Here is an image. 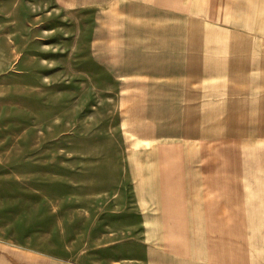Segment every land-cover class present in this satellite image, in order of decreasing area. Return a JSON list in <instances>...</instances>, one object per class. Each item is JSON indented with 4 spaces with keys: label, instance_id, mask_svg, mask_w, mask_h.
I'll return each mask as SVG.
<instances>
[{
    "label": "rangeland",
    "instance_id": "obj_1",
    "mask_svg": "<svg viewBox=\"0 0 264 264\" xmlns=\"http://www.w3.org/2000/svg\"><path fill=\"white\" fill-rule=\"evenodd\" d=\"M82 25L52 0H0V256L10 263L33 262L24 254L57 264L192 263V254L162 251L170 235L171 245L180 238L196 249L194 218L174 216L170 233L164 198L177 162L189 178L196 172V120L158 128L146 140L134 103L120 99L116 80L89 61ZM160 147L184 159L153 160ZM255 147L248 218L262 224L264 151Z\"/></svg>",
    "mask_w": 264,
    "mask_h": 264
},
{
    "label": "crops",
    "instance_id": "obj_2",
    "mask_svg": "<svg viewBox=\"0 0 264 264\" xmlns=\"http://www.w3.org/2000/svg\"><path fill=\"white\" fill-rule=\"evenodd\" d=\"M52 2L80 15L89 61L116 80L120 99L134 103L146 140L158 128L196 120V172L189 178L177 162L164 194L168 231L174 216L194 218L196 249L180 238L171 245L170 235L162 252L194 255L188 264H264V223L248 218L250 144L264 151V0ZM181 157L163 147L151 152L156 161ZM24 256L33 262L10 263L1 253L0 264H57Z\"/></svg>",
    "mask_w": 264,
    "mask_h": 264
}]
</instances>
